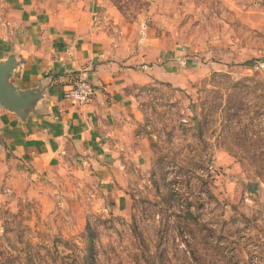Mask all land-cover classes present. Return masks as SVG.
<instances>
[{"label": "rangeland", "instance_id": "1", "mask_svg": "<svg viewBox=\"0 0 264 264\" xmlns=\"http://www.w3.org/2000/svg\"><path fill=\"white\" fill-rule=\"evenodd\" d=\"M112 1L172 13L157 43L189 65L188 85L135 92L132 138L150 154L115 189L70 172L27 198L0 143V264H264V33L249 30L251 56L233 60L223 0Z\"/></svg>", "mask_w": 264, "mask_h": 264}, {"label": "crops", "instance_id": "2", "mask_svg": "<svg viewBox=\"0 0 264 264\" xmlns=\"http://www.w3.org/2000/svg\"><path fill=\"white\" fill-rule=\"evenodd\" d=\"M157 2L132 16L112 0H0V63L13 58L12 85L41 94L22 113L0 104V143L22 195L40 197L60 183L59 174L70 172L113 189L127 166L141 165L142 155L150 154L141 144L145 138H132L137 122L132 113L137 119L140 114L135 92L157 81L184 88L190 70L157 43L165 31L156 26L174 20L172 13L160 17ZM223 2L228 18L216 13V24L228 25L223 56H251L250 31L264 33V0ZM171 5L185 9L180 0ZM221 38L224 34H216L218 42ZM76 75L96 87L89 104L66 95Z\"/></svg>", "mask_w": 264, "mask_h": 264}, {"label": "water", "instance_id": "3", "mask_svg": "<svg viewBox=\"0 0 264 264\" xmlns=\"http://www.w3.org/2000/svg\"><path fill=\"white\" fill-rule=\"evenodd\" d=\"M15 60L10 58L0 63V104L22 113L31 106L32 101L39 97L40 92H20L10 82L15 68ZM254 188V186L252 185Z\"/></svg>", "mask_w": 264, "mask_h": 264}, {"label": "built area", "instance_id": "4", "mask_svg": "<svg viewBox=\"0 0 264 264\" xmlns=\"http://www.w3.org/2000/svg\"><path fill=\"white\" fill-rule=\"evenodd\" d=\"M66 95L74 102L80 105H86L94 100L96 95V87L94 83L88 78L81 75H76Z\"/></svg>", "mask_w": 264, "mask_h": 264}]
</instances>
